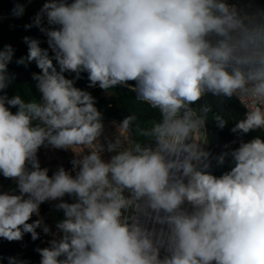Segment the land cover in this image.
I'll list each match as a JSON object with an SVG mask.
<instances>
[{
  "label": "clouds",
  "instance_id": "9594fccd",
  "mask_svg": "<svg viewBox=\"0 0 264 264\" xmlns=\"http://www.w3.org/2000/svg\"><path fill=\"white\" fill-rule=\"evenodd\" d=\"M45 17L54 56L25 37L28 55L17 61L41 70L33 74L39 101L7 95L14 49H0V174L19 189L0 193V238L49 234L42 219L28 221L58 201V238L37 249L40 264H264V139H243L264 133V12L226 0H47L36 26ZM66 72H86L88 86L106 92L135 81L130 90L156 118L130 114L105 135L95 98ZM208 94L235 97L243 117L212 113L199 104ZM209 113L221 129L235 119L240 137L234 166L219 177L207 171ZM49 145L74 152V175L40 167L38 150Z\"/></svg>",
  "mask_w": 264,
  "mask_h": 264
},
{
  "label": "trees",
  "instance_id": "16d2710c",
  "mask_svg": "<svg viewBox=\"0 0 264 264\" xmlns=\"http://www.w3.org/2000/svg\"><path fill=\"white\" fill-rule=\"evenodd\" d=\"M45 2L47 0H42L39 4L31 3V0H0V49H3L5 45H11L14 49L13 59L8 65V72L13 77V80L9 88L5 90L9 97L20 94L25 100H40V93L35 87L36 82L33 80V74H39L41 70L36 66L35 61H26L25 64H18L17 61L21 58H26L28 55V45L24 40L25 37L38 40L40 47L48 49L50 57L54 56V53L48 47L45 32L41 31V27L51 28L52 26L47 24L46 17L43 18L41 26H36L34 23L37 13L40 12ZM68 2H71V0H68ZM226 2L249 14L264 12V0H226ZM17 4L24 6V12L21 16H17L13 12ZM29 25L30 27H28ZM53 63L59 70L55 60H53ZM64 75L66 78L74 80V86L93 95L95 106L103 114L105 131L108 130V127L114 121L120 123L124 117L130 114H136L141 122H148L156 118L157 113L155 110L149 108L146 104L138 102L136 94L130 90L131 87L135 86V81H129L128 86H115L106 92L98 86L89 87L88 74L86 72H81L79 79L72 72H66ZM205 103L212 105V113L223 112L226 114V118L229 116L235 119L242 118L246 111L235 97L221 99L208 94L199 102L201 105ZM11 110L13 112L16 111V109ZM212 113H209V118L205 125L207 151L210 153L208 162L213 169V175L219 177L230 171L234 166L230 152L239 146L240 137L231 132L235 119H228L226 126L221 129L212 119ZM257 135L264 139V133L260 131L250 132L243 139L248 140ZM234 141L235 143H233ZM42 148L43 146L37 153L40 167L47 168L49 170L48 175L52 176L59 168H55L53 163L45 164L41 162L40 152ZM224 153L229 155H226L223 164H219L217 158ZM72 160L71 155L66 154L63 167L74 175ZM13 191H15V194H19L17 182L0 174V193ZM63 199L69 203L74 202L73 197L67 195ZM57 202L42 203L39 209V216L33 215L28 221L32 223L37 219H42L44 224L49 226L51 230L49 234H45L42 228H37L36 231L39 236L36 240L31 238L30 233H25L20 241L9 242L0 238V264H9V258H16L17 261H24L26 264H40L41 256L37 249L49 247V242L53 238H58L56 224L63 219V213L54 207Z\"/></svg>",
  "mask_w": 264,
  "mask_h": 264
},
{
  "label": "rangeland",
  "instance_id": "374dc122",
  "mask_svg": "<svg viewBox=\"0 0 264 264\" xmlns=\"http://www.w3.org/2000/svg\"><path fill=\"white\" fill-rule=\"evenodd\" d=\"M115 132L114 125L108 127V130L105 131V135L111 136ZM150 146L155 147V141L147 142ZM66 154H70L74 159L75 154L71 149H56L52 146H43L42 151L40 152V159L42 163L50 164L53 163V166L56 168L63 167L64 164V156ZM125 195L128 196V192H125Z\"/></svg>",
  "mask_w": 264,
  "mask_h": 264
},
{
  "label": "built area",
  "instance_id": "2783aa9c",
  "mask_svg": "<svg viewBox=\"0 0 264 264\" xmlns=\"http://www.w3.org/2000/svg\"><path fill=\"white\" fill-rule=\"evenodd\" d=\"M41 1H42V0H31V3L39 4ZM9 16H12V15H9ZM204 148H205V150L207 151V144L204 145ZM128 195H129V193H128ZM182 208H187L189 211L191 210L190 206H189L187 203H185V205H183ZM131 214H134V213L131 212V210H129L128 212H125V215H131ZM140 220H141L142 223L147 222V226H148L149 228H152V227H153V223H152V221L147 220V218L144 217L143 215L140 216ZM154 226H155L157 229H160L161 227H163V228L165 229L166 232L169 231L166 225L161 226V225H159V224H156V225H154ZM165 254H167V253L165 252V250H164V249H161V257H163Z\"/></svg>",
  "mask_w": 264,
  "mask_h": 264
},
{
  "label": "water",
  "instance_id": "95a60500",
  "mask_svg": "<svg viewBox=\"0 0 264 264\" xmlns=\"http://www.w3.org/2000/svg\"><path fill=\"white\" fill-rule=\"evenodd\" d=\"M205 130H206V129H205ZM207 171H208L210 174L213 175V169H212L211 167H209V168L207 169Z\"/></svg>",
  "mask_w": 264,
  "mask_h": 264
}]
</instances>
